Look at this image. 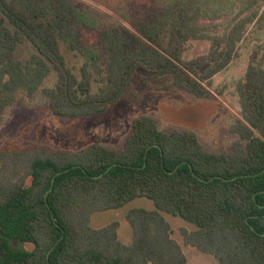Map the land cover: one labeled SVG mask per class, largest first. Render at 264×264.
<instances>
[{
	"label": "trees",
	"instance_id": "16d2710c",
	"mask_svg": "<svg viewBox=\"0 0 264 264\" xmlns=\"http://www.w3.org/2000/svg\"><path fill=\"white\" fill-rule=\"evenodd\" d=\"M17 2L0 0V118L18 94L33 98L39 92L53 117L100 115L121 102L136 79L148 88L151 81L171 77L170 88L208 98L212 79L238 57L247 27L264 21V0H242L223 33L215 35L217 26L197 22L234 15L236 2L171 0L165 8L166 46L153 41L157 48L115 52L103 82L88 62L80 68V80L67 66L60 37L45 20L50 7L28 21L17 12ZM190 42H209L208 53L186 60ZM25 44L35 53L24 62L8 57ZM263 63L251 61L236 86L241 119L232 129L239 140L231 152L208 153L194 133L164 132L147 116L132 121L118 150L98 140L73 152L41 146L2 150L0 264H187L161 214L192 225L194 232L182 231L183 246L218 264H264ZM51 70L55 82L43 88ZM140 198L151 201L155 211L127 215L131 244L119 241L117 223L89 227L94 213L119 210Z\"/></svg>",
	"mask_w": 264,
	"mask_h": 264
},
{
	"label": "rangeland",
	"instance_id": "374dc122",
	"mask_svg": "<svg viewBox=\"0 0 264 264\" xmlns=\"http://www.w3.org/2000/svg\"><path fill=\"white\" fill-rule=\"evenodd\" d=\"M221 1L210 0V4L217 6ZM233 1L236 2L232 11L234 15L213 22L199 20L197 25L217 26L212 30L215 35H221L228 20L241 9L242 0ZM169 2L171 0H18L16 10L32 21L41 16L43 7H50L45 20L60 37L67 66L80 80V68L88 62L94 78L106 82L110 60L115 52H135L141 45L156 48L158 45L166 46L165 8ZM230 5L227 4L228 11ZM153 41L158 45H153ZM209 47V42H190L184 58L190 60L204 56ZM34 53L35 50L25 44L8 57L24 62ZM263 60L264 21H261L247 27L245 40L239 45L238 57L212 79L208 98L197 99L170 88L171 77L151 81L148 88L136 79L125 98L105 113L70 120L53 117L40 92L33 98L18 94L16 102L1 113L0 152L32 146L73 152L93 144L95 140L108 150H118L124 146L130 134L132 121L142 116L154 119L164 132L194 133L208 153L231 152L233 144L239 140L232 129L241 119L236 86L243 80L251 61L262 63ZM261 65L264 67V63ZM54 82L55 74L51 70L43 88L51 87ZM167 86L170 88L168 91L164 90ZM98 88L93 84L92 92L96 93ZM136 210L152 212L155 207L145 198L136 199L119 210L94 213L89 218V227L98 230L117 223L119 241L129 245L133 232L127 215ZM161 217L170 227L171 238L181 247L187 264H218L212 256L183 246L182 231L194 232L192 225L167 214H161ZM14 246L30 250L27 245Z\"/></svg>",
	"mask_w": 264,
	"mask_h": 264
},
{
	"label": "water",
	"instance_id": "95a60500",
	"mask_svg": "<svg viewBox=\"0 0 264 264\" xmlns=\"http://www.w3.org/2000/svg\"><path fill=\"white\" fill-rule=\"evenodd\" d=\"M150 148H151V147H150ZM150 148H148L147 151H148ZM177 169H178V167L174 170V172H175ZM108 171H109V170H107V172H108ZM62 173H63V172L57 173L56 176L61 175ZM56 176H55V177H56ZM53 183H54V180H53ZM52 185H53V184H52ZM47 194H48V193H47Z\"/></svg>",
	"mask_w": 264,
	"mask_h": 264
}]
</instances>
